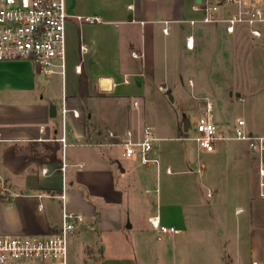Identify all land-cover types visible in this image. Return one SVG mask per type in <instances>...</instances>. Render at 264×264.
I'll list each match as a JSON object with an SVG mask.
<instances>
[{"label":"crops","instance_id":"0c3cea01","mask_svg":"<svg viewBox=\"0 0 264 264\" xmlns=\"http://www.w3.org/2000/svg\"><path fill=\"white\" fill-rule=\"evenodd\" d=\"M218 2L66 0L64 72L58 61L51 73L30 60L0 61V233H52L66 208L83 216L70 237L71 264H264V151L224 139L190 157L184 146L161 145L167 137L149 110L175 102L181 77L200 75L196 60L209 53L224 61L212 74L228 76L213 120L231 131L243 119L248 135H264V85L249 78L264 54L225 41L224 22L203 21L204 6ZM227 13L222 4L216 15ZM237 103V116L221 111ZM243 108H255L252 117ZM145 126L159 163L124 154L123 140L142 138ZM151 216L178 232L159 238Z\"/></svg>","mask_w":264,"mask_h":264},{"label":"built area","instance_id":"2783aa9c","mask_svg":"<svg viewBox=\"0 0 264 264\" xmlns=\"http://www.w3.org/2000/svg\"><path fill=\"white\" fill-rule=\"evenodd\" d=\"M222 4L228 8V13L219 18L216 12ZM204 10L203 21H222L228 33L235 32L238 23H245L252 35H262L264 0H219L218 4L207 3ZM70 16L66 0H0V61L30 60L49 73L56 71L58 61L60 71L64 72L67 59L66 23ZM187 46H194L192 35L187 37ZM212 109V101L207 100L204 112L195 122V134L185 138L193 139L203 151H212L215 143L224 139H244L251 147L264 151V135H248L243 129V119L238 120L234 130L224 131L213 120ZM154 139L151 127L145 126L142 138L123 140L125 156L138 157L143 163H159L151 155ZM259 173L264 196V165ZM82 220L81 214L64 208L61 224L52 233H0V264H71L70 237ZM149 220L159 238L178 232L175 226L164 224L158 216H151Z\"/></svg>","mask_w":264,"mask_h":264},{"label":"rangeland","instance_id":"374dc122","mask_svg":"<svg viewBox=\"0 0 264 264\" xmlns=\"http://www.w3.org/2000/svg\"><path fill=\"white\" fill-rule=\"evenodd\" d=\"M261 28L263 32L259 37L252 35L248 24L245 23H238L236 25V31L233 33H228L226 31V28L222 29L220 27L221 32L219 31V34L220 37H223L225 41L230 42L231 44L245 40L247 42V45L243 48L247 50V53L254 56H261L264 54V25ZM223 47L224 53L225 51L229 52L228 43L226 45H223ZM201 48L202 50L206 51L208 49L205 44H202ZM208 50H212L210 52H213V49ZM211 55L209 53H206L202 58H200V60H196V63H198L199 66H197L196 64V69L194 70L201 73L200 75L196 76L193 74H189L181 77L184 83L182 87L183 93H178L179 95L177 96L175 102H167L162 107L158 105L156 106V104L153 105L151 102L149 108L151 112L156 111V114L153 118L157 126L156 131L158 132V134L167 137L166 139H164V141L161 142V145L165 147L175 146L180 148L184 146L185 151H188L190 157L196 156L198 152L202 155V152L198 149L197 143L192 139L180 140L175 139V137H177L179 134H184V136H193L195 134V122L198 120L199 115L204 112V103L207 99L211 100L214 103L216 116L214 120H216L219 111V98H228V94L219 89V84L222 81L226 80L228 76H215L212 74V72L215 70V67H218L219 63L222 65L224 61L215 60ZM190 65L191 63L188 65L191 70L193 68H191ZM252 65L255 70L253 72V75L249 77L250 80L253 84H261L263 86L264 74L259 73V71H262L264 69V57L260 60H253ZM262 94L264 97V92H262ZM259 107L261 109H264V103ZM241 109L242 108H240L237 103V106L235 108L232 107L231 109L224 105L221 108V111L225 110L227 114L231 116H237L238 113H240ZM243 109L247 116L252 117V111L255 110V108ZM184 115L187 116V119L189 118L190 123V127L187 131H184L182 129L185 123L183 117ZM83 264L93 263L91 262L90 258H87V261L83 262Z\"/></svg>","mask_w":264,"mask_h":264},{"label":"trees","instance_id":"16d2710c","mask_svg":"<svg viewBox=\"0 0 264 264\" xmlns=\"http://www.w3.org/2000/svg\"><path fill=\"white\" fill-rule=\"evenodd\" d=\"M88 77L86 75V73L84 71H82L81 73V77H80V93L82 95H84L86 93V88H87V85H88Z\"/></svg>","mask_w":264,"mask_h":264},{"label":"water","instance_id":"95a60500","mask_svg":"<svg viewBox=\"0 0 264 264\" xmlns=\"http://www.w3.org/2000/svg\"><path fill=\"white\" fill-rule=\"evenodd\" d=\"M170 97H171V96H170ZM52 110H53V112H54V114H55L56 112H55V107H54V106L52 107ZM186 124H187V126L189 127V120L186 121Z\"/></svg>","mask_w":264,"mask_h":264}]
</instances>
